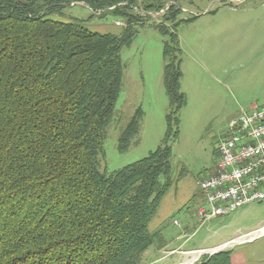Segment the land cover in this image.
Wrapping results in <instances>:
<instances>
[{"label":"trees","instance_id":"obj_1","mask_svg":"<svg viewBox=\"0 0 264 264\" xmlns=\"http://www.w3.org/2000/svg\"><path fill=\"white\" fill-rule=\"evenodd\" d=\"M124 1L0 0V264H144V254L163 244L150 224L174 185L171 144L185 103L178 38L155 26L166 37L162 83L170 111L160 146L107 174L98 160L134 17L115 8L128 22L120 35L52 19L73 2L98 10ZM178 14L170 7L163 19ZM140 115L119 135V152L135 137ZM196 264H230L229 252Z\"/></svg>","mask_w":264,"mask_h":264},{"label":"rangeland","instance_id":"obj_2","mask_svg":"<svg viewBox=\"0 0 264 264\" xmlns=\"http://www.w3.org/2000/svg\"><path fill=\"white\" fill-rule=\"evenodd\" d=\"M162 1L177 5L173 7L179 9L180 14L174 21H164L166 15L160 18L161 22L149 16L140 17L131 9L157 12L144 8L147 1L138 3L128 0L124 1L128 2L127 7L112 6L121 10L126 8L134 17L130 25L134 34L130 44L120 52L123 66L120 93L103 142V156L98 161L99 170L110 174L143 159L156 150L164 138L166 116L170 111L162 83L165 64L162 53L166 37L155 29L160 25L175 32L181 51L182 77L179 86L185 103L177 115L178 138L171 144L173 178L179 185L188 177L198 180L212 174L217 161L216 147L227 133L229 121L241 112L264 104V33L254 26L249 31V23L253 19L240 20L242 26L239 30L226 33L219 27L217 19L205 18L214 7L243 10L249 0L237 5L204 0L205 6L210 3L206 11L200 8L192 10L203 0ZM188 2L193 6H189ZM109 8L94 10L84 2H73L52 19L73 21L97 33L120 35L128 22L122 16L113 14L115 9ZM181 9L189 14L181 12ZM243 16L254 18L251 13ZM191 18L195 20L183 22ZM115 22H119L120 26H115ZM136 110L141 112L137 133L128 149L121 153L118 151V137L135 116ZM204 201V195L197 189L184 207L166 217L159 231L162 239L167 236L168 248L149 249L144 254V264H153L158 260L155 264H196L205 257H211L208 252L224 245L216 246L235 241L264 226V202L250 204L233 214L200 223L196 210ZM178 246L181 250L196 251L181 254L170 251ZM225 251L229 252L230 264H264V235L253 241L228 245L222 252Z\"/></svg>","mask_w":264,"mask_h":264},{"label":"built area","instance_id":"obj_3","mask_svg":"<svg viewBox=\"0 0 264 264\" xmlns=\"http://www.w3.org/2000/svg\"><path fill=\"white\" fill-rule=\"evenodd\" d=\"M133 1L142 3L151 0ZM216 1L237 5L245 0ZM117 6L127 7L129 4L122 2ZM173 6L177 7L173 2L166 3L157 12H142L135 7L131 9L140 17L160 19ZM181 12L189 14L185 9H181ZM115 26L119 27L120 23L115 22ZM216 155L214 172L198 182V189L205 199L196 210V217L200 223L233 214L250 204L264 202V107L241 112L230 120L227 133L217 144ZM173 223L176 225V222ZM263 235L264 226L227 244L249 242Z\"/></svg>","mask_w":264,"mask_h":264},{"label":"crops","instance_id":"obj_4","mask_svg":"<svg viewBox=\"0 0 264 264\" xmlns=\"http://www.w3.org/2000/svg\"><path fill=\"white\" fill-rule=\"evenodd\" d=\"M170 1H172V0H170ZM208 1L209 0H207V2ZM250 1L252 3H249ZM263 1L260 2L259 0H249L247 2V6L245 7V9L240 10V11L239 10L237 11L236 9L232 10V9H225V8L217 9V7H214L210 14H206L205 18L217 19L219 27L221 29H223V32H226V33L234 31V30H239L240 26H242L241 25L242 22L240 20H242V19H253L254 21L249 23V31L254 26L256 30L264 33V2ZM202 2L200 3V5H194V6L190 2H188V4H189V6H193V9H192L193 11L196 8H200L202 11H206L208 9V6L210 3H208L207 6H205L204 0ZM178 4L180 5V2H178ZM248 13L253 14L254 18L253 17L249 18L247 16H243L244 14H248ZM238 19H239V21H236ZM161 21H162V19L159 20V22H161ZM91 32H94V31H91ZM94 33H97V32H94ZM98 34L104 35V34H115V33H111V32L99 33L98 32ZM256 102H258V101H256ZM263 102H264V97H263ZM263 105L259 106V107L254 106L255 108L253 107V108L249 109L247 112L262 108V107H264ZM210 175L211 174H209L208 176H206L204 178H200L198 180H195L192 177H188V179L186 181L180 183L179 185H177V183L174 182V185L167 192V194L164 196V198L162 199V201L160 203L157 214L150 224L151 230L152 231H159V229H161V227L165 223L164 220L166 219V217H168V215L171 214L172 212L177 211V210L181 209L182 207H184L186 205V203L188 201H190V199L193 197V192L198 189V182L201 180H204L205 178L209 177ZM177 238H179V237H177ZM168 242L169 241H168L167 236L164 235L163 244H162L160 250L168 248V245H169ZM228 242H224V243L216 246L215 248L226 245ZM179 247H181V246H178L175 249H170V251L175 252L177 254L196 251V250H181ZM215 248H212V249H215ZM197 250H201V249H197ZM208 250H210V249H208ZM154 255H156V254H154ZM159 261L160 260H158L157 262H159ZM172 261H175V260H172ZM157 262H152V263L155 264Z\"/></svg>","mask_w":264,"mask_h":264},{"label":"water","instance_id":"obj_5","mask_svg":"<svg viewBox=\"0 0 264 264\" xmlns=\"http://www.w3.org/2000/svg\"><path fill=\"white\" fill-rule=\"evenodd\" d=\"M228 246V244L224 245L223 247L217 249V250H213V251H210L208 252L209 256H212L214 254H217V253H220L222 252L226 247Z\"/></svg>","mask_w":264,"mask_h":264},{"label":"bare ground","instance_id":"obj_6","mask_svg":"<svg viewBox=\"0 0 264 264\" xmlns=\"http://www.w3.org/2000/svg\"><path fill=\"white\" fill-rule=\"evenodd\" d=\"M213 251V250H212ZM206 252V251H205ZM202 253V251L201 252H199V253H197V255H200ZM197 258V256L193 259V260H195ZM188 260V259H187ZM189 263V262H188Z\"/></svg>","mask_w":264,"mask_h":264}]
</instances>
